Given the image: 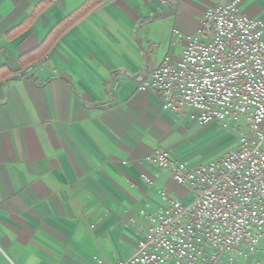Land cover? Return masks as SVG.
<instances>
[{
    "label": "crops",
    "instance_id": "1",
    "mask_svg": "<svg viewBox=\"0 0 264 264\" xmlns=\"http://www.w3.org/2000/svg\"><path fill=\"white\" fill-rule=\"evenodd\" d=\"M229 1L0 0V264L125 260L169 200L192 201L146 158L162 149L191 167L214 161L205 157L227 129L138 89L166 58L181 61L176 30L195 35L206 11ZM88 7L43 58L22 64ZM240 11L264 23V0Z\"/></svg>",
    "mask_w": 264,
    "mask_h": 264
},
{
    "label": "built area",
    "instance_id": "2",
    "mask_svg": "<svg viewBox=\"0 0 264 264\" xmlns=\"http://www.w3.org/2000/svg\"><path fill=\"white\" fill-rule=\"evenodd\" d=\"M242 1L206 11L195 35L176 30L185 43L181 61L166 58L138 90L160 94L168 111H191L203 126H226L243 117L248 132L236 150L195 167L162 149L149 155L146 161L170 171L192 201L169 200L168 209L150 217L133 255L112 264H235L264 258V23L242 13ZM162 196L169 199L165 191Z\"/></svg>",
    "mask_w": 264,
    "mask_h": 264
},
{
    "label": "rangeland",
    "instance_id": "3",
    "mask_svg": "<svg viewBox=\"0 0 264 264\" xmlns=\"http://www.w3.org/2000/svg\"><path fill=\"white\" fill-rule=\"evenodd\" d=\"M196 123L200 125L197 121ZM203 126V125H200ZM223 128L227 129L225 139V143L223 145L218 143L211 144V151L205 158L208 160L215 159L218 160L222 158L225 154L234 151L238 148L239 141L241 137L248 132V126L245 118L241 117L236 121H231L230 126L222 125ZM233 127V128H232ZM261 260V259H260ZM246 260H240V262L235 264H245Z\"/></svg>",
    "mask_w": 264,
    "mask_h": 264
},
{
    "label": "trees",
    "instance_id": "4",
    "mask_svg": "<svg viewBox=\"0 0 264 264\" xmlns=\"http://www.w3.org/2000/svg\"><path fill=\"white\" fill-rule=\"evenodd\" d=\"M91 9V7H88L86 9H84V11H82V13H80V16H77L76 19H74L71 23H69L68 25L59 28L58 30L54 31L50 37L48 38V40L36 51L30 52L26 55H24L21 58V62L22 64H30L33 63L41 58H43L47 52V50L50 48V46L60 37V35L65 32L72 24H74L75 22H77L78 20H80L85 14L88 13V11Z\"/></svg>",
    "mask_w": 264,
    "mask_h": 264
}]
</instances>
